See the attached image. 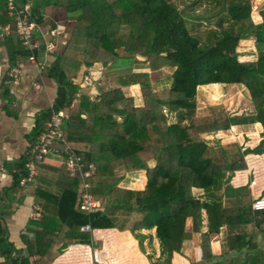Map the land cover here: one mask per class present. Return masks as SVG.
<instances>
[{
    "label": "trees",
    "instance_id": "trees-1",
    "mask_svg": "<svg viewBox=\"0 0 264 264\" xmlns=\"http://www.w3.org/2000/svg\"><path fill=\"white\" fill-rule=\"evenodd\" d=\"M49 5L64 8L73 26L63 50L46 68L57 85L56 95L51 107L37 117L30 145L51 109L66 108L63 136L55 146L66 142L84 164L94 163L89 192L102 209L90 213L81 209L78 178L65 169L56 170V193L41 186L33 191L41 213L21 235L26 254L12 255L2 215L5 202L26 175L29 145L24 155L6 164L13 171L11 184L0 194L4 264H30L29 257H43L60 234L88 243L90 233L81 230L86 224L91 229L129 230L140 243V231L154 228L160 254L152 261L149 256L151 264H169L187 236L188 219L190 230L199 233L200 264H264V209H252L241 195L225 204L218 193L235 170L246 168V153H264V7L253 21L250 0H33L30 17L41 23ZM6 24H11V17L5 0H0V27ZM248 37L255 58L241 61L236 49ZM2 46L10 67L31 53L37 62L42 60L43 47L25 49L13 29L0 33ZM135 63L147 64L149 71L104 75L95 94L81 86L88 67L104 70ZM165 67L173 68L170 83L158 88L150 72ZM133 84L139 88L138 105L123 90ZM207 84L242 85L254 111L198 114L197 88ZM2 87L6 97L9 88L3 83ZM255 122L262 130L251 148L242 150L235 142L221 145L205 137ZM117 169L144 170L143 189L120 187L123 174ZM222 227L225 251L214 255L210 236Z\"/></svg>",
    "mask_w": 264,
    "mask_h": 264
},
{
    "label": "crops",
    "instance_id": "crops-1",
    "mask_svg": "<svg viewBox=\"0 0 264 264\" xmlns=\"http://www.w3.org/2000/svg\"><path fill=\"white\" fill-rule=\"evenodd\" d=\"M32 1L25 0V4L30 6ZM72 26L73 22L68 18L64 8L55 5L46 6L43 10L42 22L37 24L33 33V38L37 41L39 49L43 47L42 60L37 62L28 58L23 59L20 62L22 67L19 77L9 84H4V80L7 78L10 66L5 48L0 47V194L12 181L11 171L13 169L8 170L6 164H12L27 152L30 145L29 136L37 117L52 104L55 98L57 85L48 76L46 68L53 61L55 55L63 50ZM2 83L9 88L6 97L3 94ZM131 86L138 87L137 84H133L127 86V89ZM86 89L91 93L98 90L97 86L92 87L91 90L88 86ZM251 125L256 131V136L250 135L252 144H249L248 148L253 147L260 139L262 130L260 123L231 126L238 130L241 129L242 133L249 136L247 134L252 132L249 130L252 129ZM228 131L220 130L216 133L218 135L227 134ZM216 133L213 135L215 136ZM261 156H264V153H246L244 155L246 168L235 170L224 181L225 184L218 192L223 203L236 202L237 196L241 195L246 200L250 199L249 203L251 204L254 197L264 194V181L260 185L258 182L255 186L250 185V181L255 178L256 173L250 165V160L261 158ZM34 167L36 174L33 179L20 185L21 187L12 193L13 198L5 202L6 211L2 215L5 226L4 236L12 249V255L26 254L21 235L27 232L30 220L40 217L41 206L34 199L35 187L41 186L56 193L58 188L54 182L55 172L65 169L60 158L52 154L48 155L44 161L35 163ZM131 178L135 180L133 181ZM144 184L145 171L132 170L124 172L119 186L143 189ZM227 187L228 191H224ZM1 203L5 205L3 201ZM81 230L90 233L88 243H79L73 238H67L60 234L43 257L30 256V264H151V261L160 254L157 239L154 237V228L140 231L141 243L129 230L99 228L86 231L82 227ZM186 231L187 236L182 241L180 251L172 253L169 264H200V237L199 233L190 230L189 219L186 221ZM225 236V227H222L218 234L210 236V250L214 255L225 251ZM149 256H151V261ZM0 264H4V257L1 254Z\"/></svg>",
    "mask_w": 264,
    "mask_h": 264
},
{
    "label": "built area",
    "instance_id": "built-area-1",
    "mask_svg": "<svg viewBox=\"0 0 264 264\" xmlns=\"http://www.w3.org/2000/svg\"><path fill=\"white\" fill-rule=\"evenodd\" d=\"M5 7L7 15L11 17V24H6L0 27V33H8L10 29H13L21 45L33 51L38 47L37 41L33 38V33L37 27V23L30 17L29 4L20 5L16 0H5ZM28 59L35 61L33 54L28 56ZM22 63L10 67L7 72V78L4 80V84H9L17 80L21 72ZM94 68V67H92ZM100 67L99 69H101ZM98 70V69H97ZM92 70L91 67L87 68V71L82 79L81 86H87L86 81H94L96 72L99 70ZM75 99L72 100L71 104ZM51 107V105L49 106ZM67 109H59L57 111L51 109L49 118L44 122L42 129L38 136L31 143L29 147V161L26 164V175L23 176L19 184L24 185L31 181L36 174L35 163L42 162L45 158L52 154L60 158L61 163L68 171L70 176H74L79 180V207L85 210L87 213L94 212L102 209V205L99 200L93 197L89 192L90 182L88 178L94 174V163L84 164L81 158L74 152V150L64 142L60 147L55 146L57 139H62L63 129L62 123L67 118ZM252 179L250 185L254 184ZM251 208L254 210L264 209V194L254 197L251 201ZM83 230L90 231L89 225H84Z\"/></svg>",
    "mask_w": 264,
    "mask_h": 264
},
{
    "label": "rangeland",
    "instance_id": "rangeland-1",
    "mask_svg": "<svg viewBox=\"0 0 264 264\" xmlns=\"http://www.w3.org/2000/svg\"><path fill=\"white\" fill-rule=\"evenodd\" d=\"M251 6H252V19L255 21L257 19V11L260 8L264 7V0H250ZM237 58L241 61L244 60H252L255 58V48L253 45V40L248 37L246 39H243L239 42L238 47L236 49ZM101 66H95L94 68L91 67L92 70H99V72H96L95 80L92 81H86L87 87H90V90L92 87L97 86V89L99 90V81L104 75H108L111 73H117L121 71H149L147 68V64L142 63H135L130 65V67H123L119 68V66H115L117 68H107L103 70V67L99 69ZM97 70V71H98ZM173 71V68L171 67H165L162 69H159L157 71H151L150 77L152 80V84L156 87H163L165 85H168L170 83V75ZM124 92L126 94H130L133 96L134 103L136 105L141 103V97L138 92V87H124ZM97 91H92V93H96ZM196 108L198 114H208L212 111H226L230 114H248L252 113L254 111V105L252 101L250 100L248 93L246 89L242 85H230V84H207V85H200L197 88V96H196ZM252 128V125H251ZM227 134H219L216 133V135H205L207 139H209L210 142H216L215 139L219 141L221 145L228 143L229 141L238 143V145L241 148H247L248 145L252 144L250 141L251 136H256V131L254 128L249 129L251 130V134H247L249 136H246L244 133H242L240 130L235 129L234 127H230L228 129ZM251 135V136H250ZM254 160H250V165L254 169L255 178H252L255 183L252 184V186L256 185V182H258V185H260L264 181V156H261V158H253ZM117 174H123L124 172L122 169L116 170ZM138 178V177H134ZM134 178H131L133 181ZM251 179V180H252ZM135 186V185H133ZM198 191L194 190V193H197ZM246 200V199H245ZM247 203L250 202V199L246 200Z\"/></svg>",
    "mask_w": 264,
    "mask_h": 264
},
{
    "label": "bare ground",
    "instance_id": "bare-ground-1",
    "mask_svg": "<svg viewBox=\"0 0 264 264\" xmlns=\"http://www.w3.org/2000/svg\"><path fill=\"white\" fill-rule=\"evenodd\" d=\"M122 250V249H121Z\"/></svg>",
    "mask_w": 264,
    "mask_h": 264
}]
</instances>
